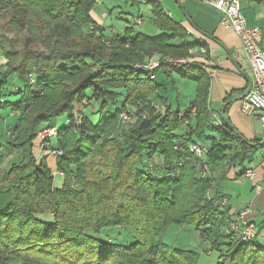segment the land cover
<instances>
[{"label":"trees","instance_id":"trees-1","mask_svg":"<svg viewBox=\"0 0 264 264\" xmlns=\"http://www.w3.org/2000/svg\"><path fill=\"white\" fill-rule=\"evenodd\" d=\"M95 4L0 0V107L16 118L0 134V264H197L196 252L163 241L180 227L197 234L204 254L215 252L216 264H264V219H247L257 235L242 240L230 227L237 214L227 196H207L213 168L225 167L219 181L230 170L242 176L264 140H245L224 118L212 124L210 77L192 57L206 45L152 0L143 4L159 34L126 28L106 44L90 16ZM155 56L163 60L152 72L130 67ZM174 77L196 85L193 99L176 110L166 97ZM11 96L17 100L7 101ZM95 104L92 123L85 109ZM121 113L137 120L110 137ZM50 127L56 133L41 148L38 133ZM36 139L54 157L60 187L47 157L34 154ZM194 144L202 156L190 152ZM13 153L19 158L3 169Z\"/></svg>","mask_w":264,"mask_h":264},{"label":"crops","instance_id":"crops-1","mask_svg":"<svg viewBox=\"0 0 264 264\" xmlns=\"http://www.w3.org/2000/svg\"><path fill=\"white\" fill-rule=\"evenodd\" d=\"M117 1L96 0V4H100L103 7L105 12L103 16L106 14L112 17L114 14L116 17L117 15H123V12L120 10L119 14L115 12L116 9H119L116 6ZM152 1L158 2L167 16L179 23L187 31L191 39H199L206 45L207 51L205 54H201L198 49L194 51L196 54H193L192 57L195 62L202 64L205 71L209 74V106L213 116L219 120L224 118L247 141L262 138L263 134H261L260 124L257 119L253 116H245L240 112V103L237 96L244 93L247 89L248 80H251V72L242 52L240 42L232 30L221 26L219 24L218 13L213 9L203 6L198 0ZM240 3L247 23L251 26H258L261 29L264 43V3L256 4L247 0H240ZM90 16L103 29V21L95 17L92 10L90 11ZM124 17L118 16V19L123 20ZM134 22L135 25L143 24L141 18L134 19ZM131 26L127 24L126 28H132ZM155 27V32L159 31L156 25ZM115 36L120 35L117 34ZM180 80L182 82L185 81L174 77L175 82H180ZM193 97L189 95L185 98L183 107L181 108L188 105ZM33 144L34 154L37 156V153H39L46 156L51 170L55 172L56 176L60 177V173H57L55 170L54 157L46 151H40L38 139ZM262 166L264 164L259 165L261 169L255 168L253 180L244 179L243 176L235 178L234 170L227 172L225 180H233L235 183H240L241 179L249 181L247 182L248 186L236 187V192H233L236 199H239L240 194H243V197L239 199L241 200L240 203L238 200L232 199L227 192L216 190L227 196L225 200H227L232 213L238 214L244 209L247 210L246 219L255 225H258L264 219V169ZM224 170L225 167L223 165L213 168L211 174L214 178V188L217 185L221 186L222 182L219 181V178ZM256 185H259L258 189H255L254 186ZM210 192L212 196L215 190H211ZM259 241L261 244L264 243V229L261 231Z\"/></svg>","mask_w":264,"mask_h":264},{"label":"rangeland","instance_id":"rangeland-1","mask_svg":"<svg viewBox=\"0 0 264 264\" xmlns=\"http://www.w3.org/2000/svg\"><path fill=\"white\" fill-rule=\"evenodd\" d=\"M116 6L119 7V9H116L115 12H117V14H119V10L121 12H123V15H117L116 17L114 16V14L112 15V17H109V15L103 16L104 9L100 4H96L95 7H93L92 9V13L95 17H97L98 19H100L101 21H103V29H102V34H103V40L106 44L109 43V41H112L113 38L115 37V35H122L125 28L127 27V24L132 25L131 27L133 28V34H137V33H142L148 36H154L158 33H160L158 30L155 32V23L152 19L151 16V11L149 6H146L145 4H140V5H131L126 3L124 0H118L116 3ZM127 15L129 16L127 18ZM118 16H125L124 19H118ZM136 18H141V20L143 21L142 25H135L134 23V19ZM87 29L83 30V33L86 34L87 33ZM92 28L90 27V30ZM156 33V34H155ZM115 34V35H114ZM19 35L20 37L23 35L22 33L16 34ZM15 35L13 33H6V37L8 39H13L16 40L14 37ZM192 54H196L195 52H192ZM154 60H163L161 57L159 56H155V57H149L146 58L145 60H143L142 62H138V63H134L131 64L130 67L135 70V71H139V70H143L141 68H139L140 66L144 65L145 63H149L151 61ZM5 64V60L2 58L1 54H0V66H4ZM179 81V80H177ZM177 87H176V91L175 90H169L166 94V97L168 99V104H170L173 108V110H176L177 105L181 107H183V102L185 100V98H187L189 95L190 96H194V90H195V84L194 82L191 81H181L177 82ZM17 100V97L11 96L7 98V101L9 102H15ZM137 106V104H136ZM80 108V107H79ZM77 108V109H79ZM98 105L95 104L92 107H89L88 109H85V115H87L88 117H90L91 122H97V111H98ZM80 110V109H79ZM92 113V114H91ZM122 114H119V120L117 122V124L115 125L114 131L112 132V134L110 135V137H121V131H122V127L124 126L123 122H122ZM134 114V113H133ZM128 121L125 122H136L137 117L136 114L132 115L131 117H128ZM66 117L62 116L56 119V124L59 125L61 124L63 121H65ZM16 118L12 117L9 114V109L8 108H3L0 107V134L2 133L3 129L6 126H13V124L15 123ZM134 123H130L131 126H134ZM128 128V127H125ZM261 134L262 133L261 131ZM42 157H46L43 156L42 154L37 153V159H41ZM17 158H19L18 154H11L8 157H6L5 159V163L3 166V169H6L9 167L10 164H12L15 160H17ZM48 158H46V162L49 165V162L47 160ZM154 165L156 164H160L161 161L160 159H155ZM54 163V162H53ZM87 164V163H85ZM247 165H249L251 168L255 169H261L259 167V165L264 164L263 160L261 158L260 155V151H258L255 156L253 157V160L248 163L246 162ZM262 168L264 169V166H262ZM156 169V167H155ZM53 178H54V186L60 187L63 183V176L60 175V177L56 176L55 172H53ZM245 179V178H244ZM214 181V180H213ZM222 184V189L221 186H215V188H213L214 190H219V191H225L227 192L232 199H234L235 201L238 200V202L240 203L243 194H240L239 199H236V196L233 194V192H236L237 189H235L236 187H240V186H248L247 182L249 181H245L243 179L240 180V183H235V181L233 180H224L221 181ZM252 191V190H251ZM208 197H211V192H208ZM261 220V219H260ZM261 234V233H260ZM163 241L167 244V245H171L177 249H184V250H192L194 252H196L198 254V262L197 264H216V259L217 256L215 254V252L211 255V256H207L206 254H204V252L206 251V247L205 245H202V247L200 248L199 245V240H198V236L196 233H194L193 231L190 232V229L185 228L184 230H182V228H172L171 230H169L165 236L163 237ZM264 245V243H263ZM205 248V249H202ZM204 251V252H203Z\"/></svg>","mask_w":264,"mask_h":264},{"label":"built area","instance_id":"built-area-1","mask_svg":"<svg viewBox=\"0 0 264 264\" xmlns=\"http://www.w3.org/2000/svg\"><path fill=\"white\" fill-rule=\"evenodd\" d=\"M143 4L145 0H137ZM200 4L216 11L219 15V24L224 28H229L238 38L242 52L248 62L251 80L250 91L248 94L239 99L240 112L245 116H253L260 124L262 133H264V43L262 31L258 26H251L242 12L240 0H198ZM201 54H205L204 49H200ZM184 60H176L175 63H183ZM160 65V61L154 60L147 62L139 68L152 72ZM150 79L154 76L151 74ZM125 113L122 114V122L126 123L128 118ZM129 117V116H128ZM145 115L142 116L144 118ZM134 123V122H130ZM212 124L218 126L219 119L213 118ZM56 133L55 127L42 130L38 133L41 140V148L46 146V141L51 139ZM264 140V134L261 138ZM190 152L197 157L203 155L204 151L198 145H191ZM55 156L59 155V151L53 152ZM260 155L264 163V145L260 149ZM243 177L253 180L255 177V169L246 163L244 164ZM255 189L259 185L254 186ZM247 210L240 211L237 215L232 216L231 229L240 234L242 240H250L257 235L256 228L253 224L248 223L246 219Z\"/></svg>","mask_w":264,"mask_h":264},{"label":"water","instance_id":"water-1","mask_svg":"<svg viewBox=\"0 0 264 264\" xmlns=\"http://www.w3.org/2000/svg\"><path fill=\"white\" fill-rule=\"evenodd\" d=\"M249 91H250V81L248 80V87H247V89L245 90L244 93H242L239 96H237V99L239 100V99L245 97L248 94Z\"/></svg>","mask_w":264,"mask_h":264}]
</instances>
